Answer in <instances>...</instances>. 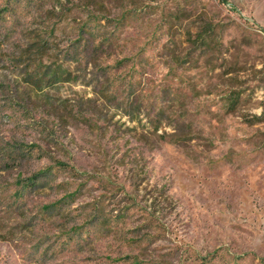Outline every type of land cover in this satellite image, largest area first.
Listing matches in <instances>:
<instances>
[{"label":"rangeland","instance_id":"374dc122","mask_svg":"<svg viewBox=\"0 0 264 264\" xmlns=\"http://www.w3.org/2000/svg\"><path fill=\"white\" fill-rule=\"evenodd\" d=\"M0 264H264V0H0Z\"/></svg>","mask_w":264,"mask_h":264},{"label":"trees","instance_id":"16d2710c","mask_svg":"<svg viewBox=\"0 0 264 264\" xmlns=\"http://www.w3.org/2000/svg\"><path fill=\"white\" fill-rule=\"evenodd\" d=\"M41 40L37 39L35 41H33L31 43V46L34 47V50L33 51H41L43 50L44 46L41 44ZM31 46L30 47H26L24 48L23 50L20 51V56L18 58H20L21 60H26L25 62V65L26 67L28 68L30 63L35 62L36 61V58L30 60L29 58L31 57ZM30 62V63H29ZM36 69H38V73H36V76H34V73L33 72H29L28 74L32 77V75L34 76V82L35 83H38V82H42L43 81V78L45 76V74L47 73V71L45 72H42L40 71V66H38ZM59 68H57L56 70L53 71V75L52 76H57L58 78H62V76H60L61 74H63L62 72H59ZM64 77V76H63Z\"/></svg>","mask_w":264,"mask_h":264}]
</instances>
